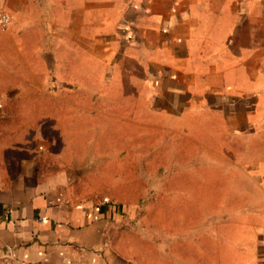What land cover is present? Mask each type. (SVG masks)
<instances>
[{
    "label": "crops",
    "instance_id": "obj_1",
    "mask_svg": "<svg viewBox=\"0 0 264 264\" xmlns=\"http://www.w3.org/2000/svg\"><path fill=\"white\" fill-rule=\"evenodd\" d=\"M0 6L11 15L0 26V260L9 246L25 264H141L116 240L122 204L79 187L80 175L95 173L93 159L111 158L97 147L105 128H123L130 111L153 130L211 136L241 165L264 264V0ZM29 95L35 117L13 119V109H33L17 102ZM33 126L29 148L22 129Z\"/></svg>",
    "mask_w": 264,
    "mask_h": 264
},
{
    "label": "rangeland",
    "instance_id": "obj_2",
    "mask_svg": "<svg viewBox=\"0 0 264 264\" xmlns=\"http://www.w3.org/2000/svg\"><path fill=\"white\" fill-rule=\"evenodd\" d=\"M90 84L98 85L94 79ZM35 99L36 95L18 97L17 102L32 104L33 109H13L12 118H34ZM131 119L130 111L124 112L123 128H105L108 135L97 147L111 158L93 159L96 165L89 170L95 173L79 176L80 189L90 190L99 201L122 204L116 227L122 247L132 250L141 264H260L261 224L249 215L254 192L245 199L241 165L231 163L211 136L201 142L195 134L175 128L153 130L146 118L139 124ZM12 129L10 144L18 146V128ZM22 131H27L28 141L20 144L33 148L35 127ZM84 146L78 144L81 153ZM230 169L235 173L228 175Z\"/></svg>",
    "mask_w": 264,
    "mask_h": 264
},
{
    "label": "built area",
    "instance_id": "obj_3",
    "mask_svg": "<svg viewBox=\"0 0 264 264\" xmlns=\"http://www.w3.org/2000/svg\"><path fill=\"white\" fill-rule=\"evenodd\" d=\"M11 23V15L0 6V26L7 28ZM0 264H25L21 260L17 259L13 254V249L7 247L3 252L0 260Z\"/></svg>",
    "mask_w": 264,
    "mask_h": 264
}]
</instances>
